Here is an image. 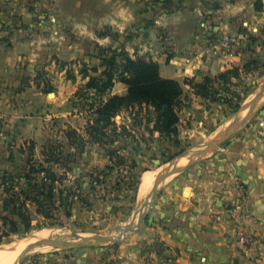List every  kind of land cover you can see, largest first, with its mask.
<instances>
[{
    "label": "rangeland",
    "instance_id": "374dc122",
    "mask_svg": "<svg viewBox=\"0 0 264 264\" xmlns=\"http://www.w3.org/2000/svg\"><path fill=\"white\" fill-rule=\"evenodd\" d=\"M177 1L0 0V54L24 42L15 71L0 75V176L18 177L30 153L34 154V160L41 161L45 145L61 143L64 157L68 155L65 165L71 169L66 187L77 189L82 197L73 204L71 217L60 211L57 219L45 220L32 213V229L28 234L14 235L0 244V247L8 245L44 229L54 231L45 241L56 246L31 249L21 257V264H52L58 257L68 260L93 250H101L106 259L113 261L120 243L136 237L140 228L148 227L158 195L166 184L165 180L161 183L153 203V186L142 199L139 190L144 172L152 171L155 183L164 174L176 170L177 173L193 162L209 158L217 147L214 140L227 141V137L243 131L246 123L263 110L264 25L258 31L260 41L255 56L248 60L255 64L231 88L240 99L221 93L233 105L239 104L237 111L222 103L204 99L198 102L191 87L185 84L194 77L180 75L178 82L184 91L179 106L181 121L176 135L170 139L153 131V119L136 109L137 112H123L115 117V129L110 128L105 137H100L99 144H88L82 150L68 145L65 132L72 128L83 134L90 119L84 101L75 97L77 92L86 91L88 79L83 77L84 73L98 77L105 68L102 59L111 56L108 49L124 52L132 59L158 57L159 39L151 40L155 45L147 48L152 49V56L136 38L141 30L154 25L158 15L179 9ZM205 6L202 30L206 33L208 56L214 57L215 52L207 45L209 27L214 31V0ZM255 10H261L258 2ZM114 20L122 23L121 28L104 24ZM256 32L250 30L248 34L253 37ZM169 48L170 45L163 47L167 53ZM159 61L156 63L164 70L163 59ZM1 65L4 62L0 55ZM117 84L110 95L124 96L126 86ZM252 108L259 111L235 129L239 113L248 109V114ZM2 196L0 189V215ZM133 242L137 255L145 256L143 264H153L154 260L155 264H174L171 258L162 255L158 244L148 245L146 239L138 238Z\"/></svg>",
    "mask_w": 264,
    "mask_h": 264
},
{
    "label": "crops",
    "instance_id": "0c3cea01",
    "mask_svg": "<svg viewBox=\"0 0 264 264\" xmlns=\"http://www.w3.org/2000/svg\"><path fill=\"white\" fill-rule=\"evenodd\" d=\"M209 1H177L181 5L179 9L158 15L154 25L141 30L136 38L152 56V49L147 48L155 45L158 39L161 41L157 50L160 54L152 60L160 62L159 58L163 59L164 70L159 68V71L164 78L178 81V76L182 75L200 81L204 76H216L231 67L242 68L255 56L254 50L260 41L258 31L264 25V0H214V31L246 32L248 35L233 53H215L214 57L208 56L206 33L202 30V15ZM257 2L260 11L255 10ZM104 24L122 26L118 20ZM250 30L257 31L253 37L248 34ZM166 45H170L168 53L163 49ZM23 48L24 42H18L0 54L4 62L0 75L15 71ZM196 99L202 102L201 98ZM243 128L227 137V141L226 138L221 140L209 158L193 162L165 180L146 231L140 228L136 237L120 243V251L113 261L106 259L101 250H93L68 260L58 257L52 262L143 264L145 256L137 255L132 247L134 238H138L146 239L148 245L158 244L162 255L171 258L174 264H264V107ZM240 200L256 221L262 258L241 250L230 238L237 228L230 209Z\"/></svg>",
    "mask_w": 264,
    "mask_h": 264
},
{
    "label": "trees",
    "instance_id": "16d2710c",
    "mask_svg": "<svg viewBox=\"0 0 264 264\" xmlns=\"http://www.w3.org/2000/svg\"><path fill=\"white\" fill-rule=\"evenodd\" d=\"M106 51L111 56L102 59L104 70L98 77L84 73L83 77L88 79L86 91L75 94V97L84 101L85 112L90 119L83 134L72 128L65 132L68 145L82 150L88 144H99L100 137H105L110 128L115 129V117L123 112H137L136 109L144 112L148 119H153V131L160 136L170 139L176 135L180 122L179 106L184 95L182 85L161 76L158 64L152 60L132 59L124 52L117 53L111 49ZM253 64L255 62L251 61L242 68L231 67L214 77L204 76L199 82L187 79L185 84L191 87L196 97L226 104L235 112L239 104L233 105L221 93L230 94L239 100L231 88L237 86L235 81L242 73L250 72ZM92 71L97 72L96 69ZM117 83L126 86L124 96L110 95ZM49 90L51 92L53 89ZM62 149L61 143L56 146L45 145L40 153L42 160H34V154L30 153L27 165L18 177L0 176L3 195L0 244L14 235L28 234L32 229V213L45 220L57 219L55 216L60 211L65 217H71L73 204L81 201L82 197L77 189L66 187L71 169L65 165L68 155L64 157Z\"/></svg>",
    "mask_w": 264,
    "mask_h": 264
},
{
    "label": "built area",
    "instance_id": "2783aa9c",
    "mask_svg": "<svg viewBox=\"0 0 264 264\" xmlns=\"http://www.w3.org/2000/svg\"><path fill=\"white\" fill-rule=\"evenodd\" d=\"M207 45L215 53L231 54L235 51L240 41L247 39V33L214 32L209 30ZM230 216L237 224L236 230L231 233L230 238L236 246L245 252L262 258L260 248L261 238L256 230V221L246 210L242 200L236 202L230 209Z\"/></svg>",
    "mask_w": 264,
    "mask_h": 264
},
{
    "label": "bare ground",
    "instance_id": "6f19581e",
    "mask_svg": "<svg viewBox=\"0 0 264 264\" xmlns=\"http://www.w3.org/2000/svg\"><path fill=\"white\" fill-rule=\"evenodd\" d=\"M247 111H248V109H246V111H241L239 113L238 119L241 120L243 117L247 116L248 115ZM238 119H236V120H238ZM179 165L180 164H178V166ZM176 171H175V173H176ZM178 171H179V169H178ZM154 181H155V174L152 171H147L142 175L141 183H140V190H139L140 191L139 193H140L142 199H143L144 194L152 188ZM53 232L54 231L44 229V230L38 231L37 233H34L32 235L30 234L29 236H27L25 238L15 240L8 245L1 246L0 247V264H18L19 259L26 253L25 250L27 249V247L29 245H31L35 242H38L40 240H47V238L49 236H51L53 234ZM39 249H37V250H39ZM43 249L45 250V247Z\"/></svg>",
    "mask_w": 264,
    "mask_h": 264
},
{
    "label": "water",
    "instance_id": "95a60500",
    "mask_svg": "<svg viewBox=\"0 0 264 264\" xmlns=\"http://www.w3.org/2000/svg\"><path fill=\"white\" fill-rule=\"evenodd\" d=\"M263 105H264V104H263ZM263 105H262V106H263ZM261 108H262V107H261ZM258 111H259V110L254 111L253 108L250 109L248 115H247L244 119H242V120H240V121H237V122L234 124L235 129L239 128V127L242 126L244 123H246L247 121H249V120L252 118V116H253L256 112H258ZM213 143H214L215 146H217V145H219V140L216 139V140H214ZM174 173H175V172H171V173L164 174V175L160 176V177L158 178V180L154 183V185H153V192H152V203H153V202L156 200V198H157V195H158V188H159V186L161 185V183H162L164 180H166L169 176H171L172 174H174ZM149 206L152 207L153 204H150ZM140 225H141V219L138 220V225H137V227L139 228ZM42 245L50 246V247H55V246H56V245H53V244H51V243H49V242H47V241H45V240H40V241H38V242H35V243L29 245L25 251L28 252V251H30L31 249H34L35 247L42 246ZM21 262H22V261H21V258H20L19 261H18V264H21Z\"/></svg>",
    "mask_w": 264,
    "mask_h": 264
}]
</instances>
